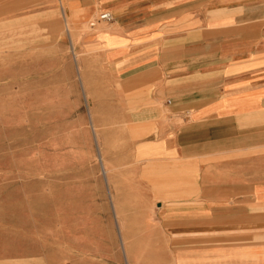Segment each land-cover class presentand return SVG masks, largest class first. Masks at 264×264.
<instances>
[{
    "label": "crops",
    "instance_id": "crops-1",
    "mask_svg": "<svg viewBox=\"0 0 264 264\" xmlns=\"http://www.w3.org/2000/svg\"><path fill=\"white\" fill-rule=\"evenodd\" d=\"M66 2L113 15L114 164L153 203L135 232L163 264H264V0Z\"/></svg>",
    "mask_w": 264,
    "mask_h": 264
},
{
    "label": "rangeland",
    "instance_id": "rangeland-1",
    "mask_svg": "<svg viewBox=\"0 0 264 264\" xmlns=\"http://www.w3.org/2000/svg\"><path fill=\"white\" fill-rule=\"evenodd\" d=\"M35 1L0 0V264H163L153 235L135 232L153 203L114 164L113 21Z\"/></svg>",
    "mask_w": 264,
    "mask_h": 264
},
{
    "label": "built area",
    "instance_id": "built-area-1",
    "mask_svg": "<svg viewBox=\"0 0 264 264\" xmlns=\"http://www.w3.org/2000/svg\"><path fill=\"white\" fill-rule=\"evenodd\" d=\"M99 21L104 23H110L113 21V15L108 11L103 12L99 17Z\"/></svg>",
    "mask_w": 264,
    "mask_h": 264
},
{
    "label": "bare ground",
    "instance_id": "bare-ground-1",
    "mask_svg": "<svg viewBox=\"0 0 264 264\" xmlns=\"http://www.w3.org/2000/svg\"><path fill=\"white\" fill-rule=\"evenodd\" d=\"M63 14H64V16L66 15L65 14V11H63ZM78 74H79V72H78ZM94 130H95V128H94ZM95 132V131H94ZM96 141H98V137H97V135H96ZM99 143V142H98ZM103 169V168H102ZM103 172V171H102ZM105 176H106V174H105ZM113 197V196H112ZM110 198H111V195H110ZM124 245H125V243L123 244V247H124ZM125 250V249H124ZM125 254H126V251H125Z\"/></svg>",
    "mask_w": 264,
    "mask_h": 264
}]
</instances>
